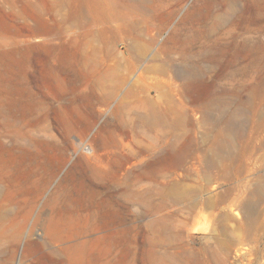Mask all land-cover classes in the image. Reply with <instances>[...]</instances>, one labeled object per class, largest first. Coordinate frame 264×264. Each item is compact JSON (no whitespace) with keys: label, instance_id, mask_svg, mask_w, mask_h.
Listing matches in <instances>:
<instances>
[{"label":"rangeland","instance_id":"obj_1","mask_svg":"<svg viewBox=\"0 0 264 264\" xmlns=\"http://www.w3.org/2000/svg\"><path fill=\"white\" fill-rule=\"evenodd\" d=\"M233 1L236 22L213 36L216 64L188 85L182 50L189 44L181 39L205 30V0H152L141 15L112 0H0V264H74L68 244L100 235L112 241L89 264H264V203L253 226L247 207L255 177L264 174V130L251 128L260 97L247 109L246 137L258 145L247 151L249 173L224 179L215 171L197 195L217 202L230 190L218 209L173 201L154 169L186 149L189 137L171 147L150 138L141 120L145 99L164 107L170 96L202 141L206 129L219 125L217 114L208 119L194 102L197 95L240 83L260 87L264 0ZM135 21L138 29L126 32ZM44 31L67 53L41 46ZM136 40L148 43L142 57L128 53ZM157 53L173 60L166 74L147 71ZM261 116L264 122V105ZM206 146L187 159L193 177L180 170L179 181L206 183ZM221 214L235 219L231 230L235 223L243 230L232 249L216 238ZM200 222L213 228L202 230Z\"/></svg>","mask_w":264,"mask_h":264},{"label":"bare ground","instance_id":"obj_2","mask_svg":"<svg viewBox=\"0 0 264 264\" xmlns=\"http://www.w3.org/2000/svg\"><path fill=\"white\" fill-rule=\"evenodd\" d=\"M112 1L115 8L120 6L118 3H122L123 6L126 7V9L130 12L141 15L150 11V2L152 0ZM226 1L227 3L224 4L221 3V0H205V7L200 13L201 19L204 18L202 23L205 25V30L186 34L183 40L181 39V42L189 44V46H187L188 48L184 47L185 49L182 50L183 59H185L190 65L189 70L191 72L187 73L189 76L187 79L188 85L195 80L202 79L206 72L204 67L207 64H216L217 59L215 55L214 44L217 45L218 43H216L217 39H213L216 30L219 29V27H223L228 24H234L236 22V2L233 0ZM115 12L116 10L114 9V13ZM211 17L214 20L212 24H210V30H208L209 27L206 25V23L212 19ZM247 19L248 18H246L245 21H247ZM135 22L136 23H126L125 31L132 34L135 29H138L140 23L138 21ZM246 26L247 24L245 23V27ZM45 33L48 32L44 31V35L41 36V46L48 47L53 51H61L63 54L67 53V48L63 46L62 43L59 45H54L52 43L51 36ZM149 42H151V40H149ZM147 46L148 43L146 41L136 40L134 44L128 48V53L134 56L142 57L148 49ZM27 47H31V45L28 44ZM163 50L167 52L171 49ZM153 60H155V62L149 65L147 71L161 74H166L171 67L170 63L173 62V60L161 61L159 53L153 55ZM173 66L174 63L172 64V67ZM233 72L235 73V71ZM233 72L229 75H233ZM239 73L241 75L238 76H242L243 69H241L238 74ZM179 74L181 76L185 75L182 71H180ZM235 74L237 75V73ZM261 82L262 83H260V87L256 91H253L251 87H244L242 83H240V85L235 84L236 86L234 88L230 89L228 87V89L226 87L220 92L216 91L217 94L213 96L208 95L209 97H206L205 93H200L197 95L194 99V102L198 107L203 109L208 119H213L214 114H217L214 120L215 123L219 125L218 128L213 127L206 129L202 136V141L198 139V130L194 125L195 121L192 120L189 114H186L184 107L178 103H175V101L170 96L166 97V105L164 107L149 98L144 100L143 107L145 112L141 115V120L146 127V130L151 133L148 135L150 138L160 141L163 140L164 143L169 144L171 147H174L176 143H178V141L184 136H188L190 140L188 147L182 150L177 157L174 156L165 161V167H157L154 169L159 171L160 182H165V189L174 202L181 203L193 200V210H195V208L199 205L200 207L207 206L213 207V209H218L220 203L226 202L231 197L230 190L226 191L225 194L220 196L217 202L210 198L201 201L197 195L201 193L208 185L213 183L215 171L219 176L225 179V177L231 173H234L237 177H240L245 175L250 170L247 165V151L249 149L255 151L258 150V145L255 144L253 135L250 136V138L246 137L248 129L246 126L247 109L250 103H252V99L256 96H259L261 100L255 106L253 111V125L251 128L252 130L255 128L264 130V122L262 121L263 118L261 116L264 105V81ZM109 88L114 90V87L110 86ZM241 89H245L248 91V93L244 95L242 93L243 90L241 92ZM229 95H234L235 99H230ZM251 133L253 134V132ZM262 144L264 145V142H261V145ZM203 146L207 147L205 149L206 152L204 154V159L201 161L204 165L205 175L200 177L201 180L206 183L201 184V181L198 182L197 178L200 179L199 177L194 179V181H197L198 184H188L179 181L177 179V175L180 170L185 171V174H182H184L186 178L193 177L191 173L193 167L187 165V159L190 155L194 157L193 154L195 153V150L198 151ZM199 155L200 153H198L197 156ZM160 169L162 170L160 171ZM182 174L180 173V175ZM251 194L252 200L247 203V207L252 211L249 221L250 226H253L257 219L255 214L257 211H259L260 205L264 203V174H257L255 177V187L253 188ZM262 210L264 213V207ZM236 215L239 214L236 213ZM219 218L220 220L218 227L215 229L217 232V241L220 246L232 249L233 246L236 243L238 244V242H240L242 239L243 230L239 226H236V223L233 224L232 230L229 228L230 220H235L229 214H221ZM199 224L201 226L200 229L202 230H205V226H207L209 229L213 228L211 224L206 222H200ZM111 241V237L100 235L88 240L69 243L66 248L74 264H89V262L94 257L99 256L108 250Z\"/></svg>","mask_w":264,"mask_h":264}]
</instances>
